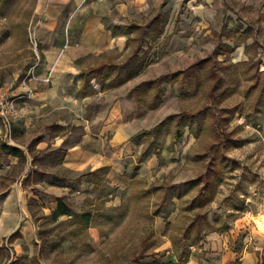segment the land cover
Segmentation results:
<instances>
[{
	"label": "rangeland",
	"instance_id": "374dc122",
	"mask_svg": "<svg viewBox=\"0 0 264 264\" xmlns=\"http://www.w3.org/2000/svg\"><path fill=\"white\" fill-rule=\"evenodd\" d=\"M50 1L0 0V84L20 81L37 62L33 41H38L36 31L44 22ZM208 8L210 12L204 16L208 24L202 28H194L197 19L182 20L180 14L186 10L183 5L171 20L170 10L159 14L161 18L154 10L145 19L135 21L127 51L114 56V66L96 73L100 90L115 88L112 93L116 95L128 88L125 80L132 81L133 87L127 93L130 107L127 103L124 109L132 126L134 147L141 149L135 159L159 154L169 140L168 149L177 148L178 163L163 176L168 181L179 173L182 177L190 173L194 176L188 183V194L180 201V216L167 227L175 241L176 257L191 242L192 234L183 236L184 228L199 211L211 218L214 215L219 222L256 214H262L256 216V223L264 219V0H214ZM172 29L179 33L170 40ZM169 45L172 49L166 51ZM204 58L185 75L172 78L175 71ZM93 61L88 58L84 64ZM214 72L222 80L211 92L217 80ZM154 78L158 79L134 88L140 81ZM48 87L50 84L45 89ZM68 90V96L58 95L49 104L54 115L66 122L61 127L43 123L49 139L65 136V146H69L82 143L84 134L98 138V127L106 119L111 100L103 95L84 100L85 89L76 83H70ZM38 92L36 97L45 96L44 89ZM182 111L199 114L181 120V137H172L179 117L167 119L157 130L152 128L167 115ZM79 122L89 127L74 124ZM36 155L46 159L37 161L33 172L29 165L6 171L1 182L7 185L13 175L21 173L17 178L22 186L34 184L28 190L27 208L21 212H26L35 224L31 250L41 264H179L173 255L159 258L153 251L156 242L146 207L153 202L154 208H171L170 202L164 205L167 198L161 190L152 196L126 195L123 204L113 209L100 205L102 201L92 205L85 198L82 205L72 206L73 216L54 219L40 195L47 186H59L66 180L59 176L61 172L55 165L61 154L50 150ZM92 178L95 174L79 175L71 190L81 179ZM134 189L140 190V185ZM201 189L203 198L195 200ZM200 201H204L202 206ZM82 212L90 213L88 226L98 229L103 237L100 243H94L91 230L79 221L77 214ZM24 250L28 251L26 245Z\"/></svg>",
	"mask_w": 264,
	"mask_h": 264
},
{
	"label": "crops",
	"instance_id": "0c3cea01",
	"mask_svg": "<svg viewBox=\"0 0 264 264\" xmlns=\"http://www.w3.org/2000/svg\"><path fill=\"white\" fill-rule=\"evenodd\" d=\"M213 1H50L48 11L44 14V22L36 31L38 41H33L32 50L37 62L27 73L28 83L36 92L30 98L16 100V113L11 118L9 127L0 119V264H41L38 255H32L31 250L35 239V224L26 212H21V209L24 211L27 208L28 190L31 191L34 184L22 186L17 178L21 173L13 175L7 185L1 181L4 180L6 171L25 169L27 165L33 172L32 168L37 167L36 162L46 159L37 158L36 154H45L50 150L61 154L55 165L59 173L61 172L59 176L66 178L59 186H47L40 195L50 211L57 208L58 197H63L70 209L74 204L82 205L85 198H89L92 205L102 201L103 204L100 205L113 209L123 204L126 195L137 196L140 193L152 196L155 191L161 190L167 198L163 201L164 205L170 202L171 208L163 205L154 208L153 202L146 207V212L152 218L151 236L156 242L153 251L157 257L173 255L179 264H264V219L258 220L259 223L255 221L256 216L262 214L252 215V218L246 215L228 222H219L214 215L211 218L207 212L199 211L184 228L183 236L192 234V240L180 251L179 257H176L175 241L167 232V227L174 225L180 216V201L188 194V183L194 176L190 173L191 176L182 177L179 173L170 181L163 176V172L178 163L175 160L178 157L177 148L168 149L169 140H166L159 154H150L138 161L135 159L141 149L134 147L132 126L125 118L127 112L124 109L127 103L130 107L127 93L133 87L132 81L125 80L124 86L126 88L129 84L128 88L124 93L116 95L112 93L115 88L101 91L97 80L99 76L96 75L99 70L109 69L116 64L115 55H123L127 51L135 21L145 19L154 10L158 18H161L159 14H163V11L170 10L171 20L177 14L176 9L183 5L186 10L180 14L182 20L197 19L199 22L193 25L194 28H202L208 24L204 16L206 12H210L208 5L212 7ZM173 33L175 29L170 31V40H173L179 31ZM169 46L166 51H171L172 47ZM88 58H93L94 61L85 65L84 61ZM91 71L94 72L93 75L86 78ZM46 77L49 79L45 80ZM107 80H110V76ZM18 82L6 81L14 85ZM143 82H150V79L142 80L138 84ZM70 83H76L85 89L82 96L84 100L103 95L111 102L106 108L105 121L98 127V138H89L84 134L82 143L65 146V136L49 139V134L42 124L64 126L65 120L62 121L54 115L49 104H53V98L58 95L61 98L63 95L68 96ZM49 84L50 87L45 89ZM43 89L45 96L36 97L38 91ZM74 124L89 127V124L82 122ZM182 134L181 132L178 137L172 136L173 140ZM3 146L12 147L16 152H7ZM178 170H174V173ZM86 172L95 174L96 178L81 179L76 189L71 190L73 180ZM45 173L49 171L46 170ZM25 176L26 172L22 174L21 179ZM141 183L146 185L142 186ZM137 185H140V190L135 191L134 187ZM101 192H104L103 196ZM203 193L204 189H201L194 199L203 198ZM203 203L204 201H201L199 205L202 206ZM82 213L77 214L78 219ZM90 220V213L88 223L79 219L86 226ZM88 229L92 232L94 243L96 240V244L100 243L103 237L98 229L89 226ZM25 245L28 251L24 250Z\"/></svg>",
	"mask_w": 264,
	"mask_h": 264
},
{
	"label": "trees",
	"instance_id": "16d2710c",
	"mask_svg": "<svg viewBox=\"0 0 264 264\" xmlns=\"http://www.w3.org/2000/svg\"><path fill=\"white\" fill-rule=\"evenodd\" d=\"M206 60V58L204 59H200L199 61H196L194 62L193 64H191L189 67H187L186 69L184 70H179V71H176L173 73L172 75V78L174 76H177V75H180V74H183L185 75L187 70L193 68L194 66L198 65V64H201L202 62H204ZM93 71L89 72L87 75H86V78H89L93 75ZM214 75L216 77V82L215 84L212 86L211 88V92H213L217 87H218V84L221 83V77L219 75L216 74V72H214ZM150 82H153V81H150ZM148 82V83H150ZM147 82H143V83H140L136 86H134L135 89H138L142 84H146ZM198 112L196 113H189V112H185V111H182L180 113H176V114H170L168 116H166L162 121H160L157 125H155L153 127L154 130H157L158 128L164 126V124H166L167 122V119L169 118H175V117H179L178 121H177V129L176 131H174V135L175 137H178L180 136L181 134V131H179V128H178V125L179 123L181 122L182 119H184V117L186 118H192V117H197L198 116ZM3 149H6L7 152H12V153H15L16 150L12 147H6V146H3ZM201 195V193L199 192L198 193V198H200L199 196ZM201 202V201H200ZM72 214V210L70 209V207L68 206L67 202L65 201V199L63 197H58L57 198V208L52 212L51 214V217L52 218H57L61 215H71ZM79 219L81 221H83L84 223H88V220H89V213H82L81 215H79Z\"/></svg>",
	"mask_w": 264,
	"mask_h": 264
},
{
	"label": "built area",
	"instance_id": "2783aa9c",
	"mask_svg": "<svg viewBox=\"0 0 264 264\" xmlns=\"http://www.w3.org/2000/svg\"><path fill=\"white\" fill-rule=\"evenodd\" d=\"M49 78L46 77L45 80ZM35 88L28 83V75L17 85L13 83L0 84V119L9 127L11 118L16 113L15 102L20 98H30L35 94Z\"/></svg>",
	"mask_w": 264,
	"mask_h": 264
}]
</instances>
